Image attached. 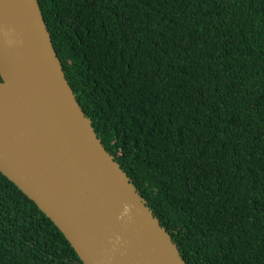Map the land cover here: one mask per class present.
I'll use <instances>...</instances> for the list:
<instances>
[{
  "label": "trees",
  "instance_id": "16d2710c",
  "mask_svg": "<svg viewBox=\"0 0 264 264\" xmlns=\"http://www.w3.org/2000/svg\"><path fill=\"white\" fill-rule=\"evenodd\" d=\"M104 148L187 264H264V0H37ZM0 264H83L0 173Z\"/></svg>",
  "mask_w": 264,
  "mask_h": 264
},
{
  "label": "water",
  "instance_id": "95a60500",
  "mask_svg": "<svg viewBox=\"0 0 264 264\" xmlns=\"http://www.w3.org/2000/svg\"><path fill=\"white\" fill-rule=\"evenodd\" d=\"M0 173L83 264H187L82 111L37 0H0Z\"/></svg>",
  "mask_w": 264,
  "mask_h": 264
}]
</instances>
